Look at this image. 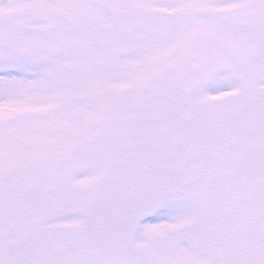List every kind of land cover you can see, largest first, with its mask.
Instances as JSON below:
<instances>
[{"label": "snow or ice", "instance_id": "6c2138e0", "mask_svg": "<svg viewBox=\"0 0 264 264\" xmlns=\"http://www.w3.org/2000/svg\"><path fill=\"white\" fill-rule=\"evenodd\" d=\"M0 264H264V0H0Z\"/></svg>", "mask_w": 264, "mask_h": 264}]
</instances>
